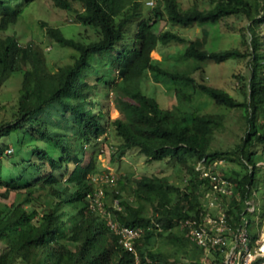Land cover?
<instances>
[{"label":"trees","instance_id":"trees-1","mask_svg":"<svg viewBox=\"0 0 264 264\" xmlns=\"http://www.w3.org/2000/svg\"><path fill=\"white\" fill-rule=\"evenodd\" d=\"M51 1L74 13L84 34L93 30L91 36L82 31L71 34L73 29L68 34L42 22L55 43L76 51L73 62L57 66L54 72L41 49L31 42L21 43L14 30L24 6L37 0H0V85L5 81L9 87L11 79H20L17 99L0 107L11 111L10 118L0 121V188L4 189L0 193V264H136L135 256L106 226L107 214L93 209L94 195L100 191L108 217L145 230L136 242L140 264H148L147 259L152 264H181L153 247L155 236L178 242L179 252H185L190 242L191 262L201 264L202 250L181 230L173 231L179 221L199 219L205 210L200 185L208 181L200 177L198 163L231 164V169L221 173L241 197L222 204L236 224L250 207L256 158L259 150L264 152V78L258 77L256 51L264 1L214 0L211 7L200 8L197 3L184 7L181 0H157L146 18L140 12L143 0ZM239 15L249 19L253 50L244 101L209 84L203 74L208 61L225 62L247 57V53L208 50L199 38L190 40L154 28L157 21L183 27L216 25ZM172 43L185 45L180 52L182 65L152 56L153 52L165 54L162 49ZM102 58H111L117 70L114 91L120 114L116 118L110 117L109 105L101 99L100 87L108 86L112 77L102 72ZM147 75L170 82L185 101L201 93L217 106L241 109L246 127L240 142L229 150L213 148L217 132L225 128V114L162 107L145 88ZM109 128L120 137L122 154L138 149L150 161L178 162L181 182L167 175L133 174L128 187L120 177L102 179L104 168L95 163L87 147L95 146ZM9 149L12 154H23L20 163L13 162L18 175L4 173L9 170L3 166ZM12 193L19 201H8ZM108 198L111 204L106 203ZM115 199L120 210L113 207ZM254 227L250 231L255 238L259 230Z\"/></svg>","mask_w":264,"mask_h":264},{"label":"rangeland","instance_id":"rangeland-1","mask_svg":"<svg viewBox=\"0 0 264 264\" xmlns=\"http://www.w3.org/2000/svg\"><path fill=\"white\" fill-rule=\"evenodd\" d=\"M147 1L150 0H143V5L140 8V12L145 18L149 13H152V7L147 4ZM153 1L156 5L157 0ZM181 1L184 7H189L194 3H197L200 8H208L213 5L214 0ZM261 1L263 2L264 0ZM24 9L25 12L21 14L18 23L14 27V30H17V36L20 39V42H31L39 47L45 54L47 63L51 66L52 72H54L59 65L73 62L76 51L72 48L62 47L55 43L48 35L46 28L43 27L42 22L45 21L51 26L61 27L65 30V33L68 34H70V30L73 29L74 31L71 32V34H73L77 31L83 30L78 22H75L76 18L74 13L56 7L51 0H37L33 5L24 6ZM136 23H138V20H136L132 26L134 27ZM248 24V17L246 15H239L222 20L216 25L194 23L188 27H183L168 21H157L155 22L154 28L157 32L171 31L190 40L199 38L206 43L205 46L208 50L220 51L224 49H239L240 51L247 53V57L231 59L225 62L208 61L205 63L203 74L209 84L225 89L239 101H244L246 96L243 91V86L247 85L249 77L251 76V55L253 51L251 50L249 31L247 30ZM133 29L134 28H131L128 31L130 36L133 33ZM82 32L83 35H93V30L91 29L87 30L85 32L86 34H84V31ZM184 46V44L172 43L162 49L165 54L161 55L158 52H153L152 56L154 59H161L170 64L179 63L182 65L180 52L183 51ZM256 51L258 77L262 79L264 78V24H262L257 31ZM100 64L102 72H108L112 76L110 78L111 83L108 86L101 85L100 87L101 99L104 103H108L110 117L116 118L120 114L118 104L115 100L116 94L114 91L117 70H114L111 58H102ZM147 76L148 78L145 80V88L152 96L156 97L162 107H177L180 110L190 113L193 111H199L225 114V128L222 131L217 132L213 148L229 150L240 142L246 127L241 109H226L217 106L212 103L207 96L201 93H194L191 100L185 101L177 96L175 93V87L170 82L163 79L157 80L150 75ZM195 76L199 78L200 73L197 72ZM10 81L13 85L9 87H6L4 83L5 81L1 82L0 107L1 105L3 106L8 102L17 99L18 91L20 89V79L15 78ZM183 87L187 91V86L185 84ZM188 88L189 91H192V88ZM8 109V106L7 108L6 106L5 108H0V121L3 117L10 118L11 111ZM120 143L121 139L116 134V131L113 128H109L107 134L98 140L95 146L90 149L87 147V152L89 155L91 153L95 163L98 164L99 162L101 167L104 168L102 176L104 179L108 176H114L115 178L120 177L121 182H126L128 187L129 180L132 179L131 177L133 174L136 176L167 175L175 179L177 183L181 182L178 177V162L174 160H164L159 162L150 161L147 160L138 149L128 150L122 154L119 147ZM26 152H28V150H26ZM7 153L9 156L7 160L3 161V166L9 168V170H5L4 173L9 174L14 171L15 175H18V172L12 168L13 162L20 163L23 154H12V149L7 150ZM113 156L115 157V161L112 160ZM256 160L258 162L255 171L256 180L252 188L250 199V207L251 210L254 209V211L247 210L246 220L249 222L250 229L255 228L254 226L256 225L258 230L261 231L264 229V152L259 150ZM231 167V164L222 162V164L218 166V171L222 172L223 170H229ZM246 172H248V170H246ZM99 177L100 176L97 178ZM115 183L113 182L112 185L119 187V183ZM3 192L4 189L0 188V193ZM7 199L10 202L19 201L16 193H12ZM201 200L205 207V205L208 204L206 196H202ZM106 203L111 204V198H108ZM99 211L102 213L105 211L104 205ZM173 231L178 233L180 229L176 228ZM152 245L154 248H161L168 255L172 256V261L175 260V258H178L181 264H192L191 258H189L190 249L192 248L190 242L186 244L187 250L185 252H179L178 242H172L168 238L161 239L160 237L155 236L152 240Z\"/></svg>","mask_w":264,"mask_h":264},{"label":"built area","instance_id":"built-area-1","mask_svg":"<svg viewBox=\"0 0 264 264\" xmlns=\"http://www.w3.org/2000/svg\"><path fill=\"white\" fill-rule=\"evenodd\" d=\"M221 164L222 161L207 165L204 160L198 163L200 177L208 181V185L205 182L200 185L204 191L202 196H206L208 204L199 219L181 220L178 228L202 250L201 264H253L256 261L264 264V229L254 238L246 215L240 223L235 224L232 214L222 204L224 200L240 199L241 195L236 192L234 183L218 171ZM114 179L112 176L110 180ZM104 180L109 181L107 177ZM247 203L250 205V200ZM103 204V193L100 191L94 195L93 209L101 210ZM113 207L121 209L118 199L113 201ZM248 211L254 209L248 207ZM108 212L105 208L106 226L120 237L123 247L135 256L136 264H140L136 242L143 238L145 230L121 224L108 217ZM147 263L152 264L150 259H147Z\"/></svg>","mask_w":264,"mask_h":264},{"label":"clouds","instance_id":"clouds-1","mask_svg":"<svg viewBox=\"0 0 264 264\" xmlns=\"http://www.w3.org/2000/svg\"><path fill=\"white\" fill-rule=\"evenodd\" d=\"M151 2H152V4H151ZM147 4L152 7V6H154V1L153 0L147 1Z\"/></svg>","mask_w":264,"mask_h":264}]
</instances>
